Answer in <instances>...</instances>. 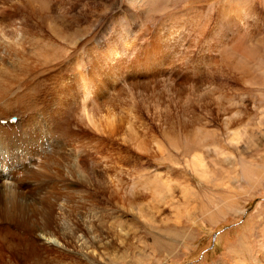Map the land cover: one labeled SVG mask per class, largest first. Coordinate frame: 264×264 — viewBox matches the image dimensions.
I'll return each mask as SVG.
<instances>
[{
    "label": "bare ground",
    "instance_id": "obj_1",
    "mask_svg": "<svg viewBox=\"0 0 264 264\" xmlns=\"http://www.w3.org/2000/svg\"><path fill=\"white\" fill-rule=\"evenodd\" d=\"M95 1L0 0L3 194L10 197L16 194V189H12L15 186L8 184L9 178L5 183L7 171L21 169L20 172L29 174L23 169L35 165L33 171L56 169L52 174L58 177L63 174L66 178L86 180L96 186L95 192L112 201L126 200L125 205L121 204L126 209L136 198H150L154 202L167 192L166 184L153 180L125 185L110 178L90 158L93 136L108 134L138 152L158 156L163 147L148 134L153 130L144 123V119H151L153 127L166 135L169 147L175 148L178 132L183 134L187 148L203 145L207 135L199 125L204 118L199 121L198 110L199 113L213 111L219 117L221 113L229 114L224 124L229 127L234 123L235 118L230 114L234 102L221 94V82H218L221 76L227 75L248 86L264 84V42L254 43L243 32L250 27L243 25L250 23L247 17L252 12L257 17V12L251 10V0H214L207 8L202 5L198 10L183 9L180 17L167 24L161 22L162 15L151 14L156 11L155 3L163 0H109L104 8L102 5L99 8ZM90 15L95 19L89 23L85 36L73 39ZM31 31L45 37L48 34L53 40L57 35L71 45L64 44V50L55 49L52 44L53 47L36 51L46 38H34ZM7 112L9 115L5 116ZM11 117L16 120L10 121ZM193 161L202 169L208 166L199 155ZM32 202L23 203L26 204L23 207L30 206L32 210L35 205ZM21 207L22 214L16 215L19 210L13 208L6 214V220L24 218L26 209ZM57 207L58 213L64 211L62 205ZM38 209L34 213L43 214V221L31 222L32 226H49L51 223L45 220L51 215L53 205L38 203ZM81 220L85 222L77 217L71 222ZM56 221L59 224L54 222L52 226L64 227L70 234L72 230L67 223L58 218ZM43 231L39 229L38 236L52 234ZM47 241L55 244L56 239L48 237Z\"/></svg>",
    "mask_w": 264,
    "mask_h": 264
},
{
    "label": "rangeland",
    "instance_id": "obj_2",
    "mask_svg": "<svg viewBox=\"0 0 264 264\" xmlns=\"http://www.w3.org/2000/svg\"><path fill=\"white\" fill-rule=\"evenodd\" d=\"M105 1L95 2L99 8L101 5L104 8L109 4V0ZM213 1L163 0L155 3L153 10L156 11L151 14L162 15L161 22L167 24L180 17L183 9L196 7L198 10L202 5L207 8ZM249 4L257 17L253 12L249 16L256 21L247 17L250 23L243 25L250 27L243 32H247L254 43L264 42V0H251ZM94 19L90 15L73 39L85 36ZM31 32L28 33L34 38L40 36L39 32ZM47 35H41L46 40L36 51L46 50L52 44L55 49L71 45L57 35H53L56 40ZM218 82H221V94L234 102L230 114L235 119L227 127L224 120L229 114L223 117L221 113L220 118L213 111L200 110V114L198 110L199 121L204 118L199 125L207 135L203 145L193 144L187 148L183 134L178 132L176 146L171 148L163 131L154 128L151 119L144 118L145 125L153 130L148 134L163 147L158 156L138 152L108 134L93 136L90 158L98 162V169L108 172L110 178L125 185L153 180L166 184L167 192L154 202L150 198H136L126 209L122 206L126 200L124 203L118 197L119 200H113L116 206L112 198L95 192L96 186L63 174L58 177L52 174L56 169L33 171L35 165H30L23 169L29 174L20 172L21 169L7 171L5 183L13 184L16 194L11 197L3 194L0 185V264H264V84L248 86L227 75L221 76ZM196 155L205 160L207 168L194 163ZM31 201L35 204L32 210L30 206L23 207ZM47 202L53 205L51 215L45 220L51 224L33 227L31 222L43 221V214L34 213L39 210L38 203ZM57 205H62L64 211L58 213ZM19 207L26 209L27 216L7 221L6 214L13 208L19 210L16 215L22 214ZM75 217L84 218L85 222H71ZM57 218L70 226V234L64 227L52 226L54 222L59 224ZM39 229L52 234L38 236ZM48 237L57 242L49 243Z\"/></svg>",
    "mask_w": 264,
    "mask_h": 264
}]
</instances>
